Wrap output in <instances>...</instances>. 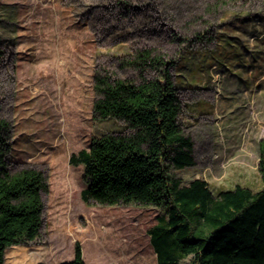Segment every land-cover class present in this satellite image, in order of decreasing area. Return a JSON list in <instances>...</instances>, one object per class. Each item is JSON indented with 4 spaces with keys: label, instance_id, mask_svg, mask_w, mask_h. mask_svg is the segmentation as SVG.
Returning a JSON list of instances; mask_svg holds the SVG:
<instances>
[{
    "label": "rangeland",
    "instance_id": "374dc122",
    "mask_svg": "<svg viewBox=\"0 0 264 264\" xmlns=\"http://www.w3.org/2000/svg\"><path fill=\"white\" fill-rule=\"evenodd\" d=\"M0 48L7 168H36L46 181L40 235L9 246L5 264H58L77 242L86 264H157L148 230L162 209L83 200L88 178L69 161L93 137L130 132L94 116V75L139 82L127 61L142 49L177 61L178 119L195 161L174 170L180 183L203 179L213 195L261 189L264 0H0Z\"/></svg>",
    "mask_w": 264,
    "mask_h": 264
},
{
    "label": "trees",
    "instance_id": "16d2710c",
    "mask_svg": "<svg viewBox=\"0 0 264 264\" xmlns=\"http://www.w3.org/2000/svg\"><path fill=\"white\" fill-rule=\"evenodd\" d=\"M2 56L0 48V63ZM176 62L148 48L127 61L139 71V82L94 75L100 94L94 116L120 119L130 132L93 137L89 149L70 155V163L82 164L88 178L81 197L160 207L164 216L148 230L157 264H177L189 255V264H264V137L258 142L263 183L258 191L236 185L213 195L200 178L182 185L174 170L195 161L193 141L178 119L181 101L171 72ZM146 69L154 75L147 77ZM6 132L7 123L0 120V264L9 246L39 237L46 188L36 168L8 170ZM58 264H86L80 243L72 259Z\"/></svg>",
    "mask_w": 264,
    "mask_h": 264
}]
</instances>
